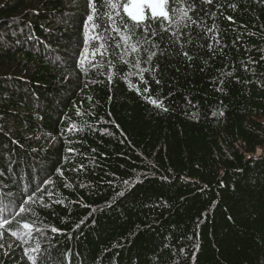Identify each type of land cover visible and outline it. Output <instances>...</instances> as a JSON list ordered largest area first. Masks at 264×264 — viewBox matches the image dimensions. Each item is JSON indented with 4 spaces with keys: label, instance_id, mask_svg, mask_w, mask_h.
Here are the masks:
<instances>
[{
    "label": "trees",
    "instance_id": "trees-1",
    "mask_svg": "<svg viewBox=\"0 0 264 264\" xmlns=\"http://www.w3.org/2000/svg\"><path fill=\"white\" fill-rule=\"evenodd\" d=\"M195 3L141 83L110 29L80 65L85 0H0V264H264V0Z\"/></svg>",
    "mask_w": 264,
    "mask_h": 264
},
{
    "label": "snow or ice",
    "instance_id": "snow-or-ice-1",
    "mask_svg": "<svg viewBox=\"0 0 264 264\" xmlns=\"http://www.w3.org/2000/svg\"><path fill=\"white\" fill-rule=\"evenodd\" d=\"M202 2L204 4H212L213 0H202ZM85 3L89 11L84 23L85 48L80 54V65L91 63L97 56L103 57L105 50H108V43L106 36L102 35L101 32L107 33L110 29L111 32L119 37L120 42L115 47L117 49H123L121 59L124 63L131 64L136 69V72L131 74L138 75L141 83H145L144 73L149 71L148 68H142L141 65L145 63L150 64L156 56L166 54L165 52L152 50H158L162 46L154 39L149 41L146 38L149 36L154 38L156 36H162L163 33H169L174 38L171 44H180L182 46L184 43L181 40V36L184 34L182 30L198 26L199 24V21L191 15V13L196 11L195 0H85ZM121 9L127 15L128 19H120L117 22V18L122 15ZM228 19H231V17ZM101 21H107V26L101 23ZM141 32L143 35H141ZM188 35L190 42L191 33ZM92 41H98V46L93 47ZM149 42L152 44L151 49L144 47V44ZM171 44L169 47H171ZM208 47L211 49V44ZM142 53H146V59L144 60L140 58ZM182 54L187 59H191L187 51H184ZM127 57H131V59ZM91 66L95 67L96 65L92 63ZM158 70L157 66L154 71ZM110 79L111 76H109ZM156 83L159 84L160 80L157 79ZM137 91L139 92L140 89L137 88ZM143 91L147 93L149 92V88L145 87ZM147 99L155 107L164 108L162 101L151 96H148ZM164 110L167 111V108H164ZM77 114L79 115V113ZM220 114L223 115V113ZM73 127L70 125L68 131L71 132ZM68 151H73V149H68ZM57 171L59 172L60 170L57 169ZM44 183L48 184L51 181L46 180ZM32 200L33 194H28L23 200V203L18 205V212L15 210L14 202L11 200L3 206H0V230H4L6 225H10L16 216L29 211V209L25 208V205ZM19 223L20 227L25 231L18 232L11 228L7 229L8 233L18 240L25 239V237H32L34 232L41 231L35 227V221L32 223ZM51 231L57 232L58 229L52 228ZM3 236V231H0V239ZM0 247H3V245L0 244ZM29 251L39 252L40 249L39 246L34 249H26L25 254H28ZM29 258L33 261V264H40L41 257L30 256Z\"/></svg>",
    "mask_w": 264,
    "mask_h": 264
},
{
    "label": "rangeland",
    "instance_id": "rangeland-1",
    "mask_svg": "<svg viewBox=\"0 0 264 264\" xmlns=\"http://www.w3.org/2000/svg\"><path fill=\"white\" fill-rule=\"evenodd\" d=\"M257 153H258V154H260V152H259V151H258Z\"/></svg>",
    "mask_w": 264,
    "mask_h": 264
}]
</instances>
